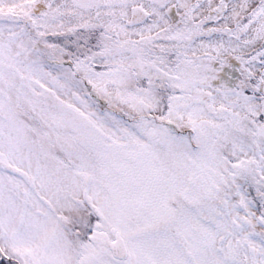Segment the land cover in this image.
Returning a JSON list of instances; mask_svg holds the SVG:
<instances>
[{
    "label": "snow or ice",
    "instance_id": "obj_1",
    "mask_svg": "<svg viewBox=\"0 0 264 264\" xmlns=\"http://www.w3.org/2000/svg\"><path fill=\"white\" fill-rule=\"evenodd\" d=\"M0 264H264V0H0Z\"/></svg>",
    "mask_w": 264,
    "mask_h": 264
}]
</instances>
